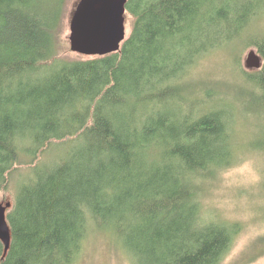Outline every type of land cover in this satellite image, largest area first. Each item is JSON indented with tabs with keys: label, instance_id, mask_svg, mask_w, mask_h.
Listing matches in <instances>:
<instances>
[{
	"label": "trees",
	"instance_id": "trees-1",
	"mask_svg": "<svg viewBox=\"0 0 264 264\" xmlns=\"http://www.w3.org/2000/svg\"><path fill=\"white\" fill-rule=\"evenodd\" d=\"M66 1L0 0V186L21 150L33 162L72 141L19 187L0 264H76L89 224L111 232L133 264H222L241 226L202 218L195 179L236 165L245 147L264 150V33L248 43L262 67L238 71L247 88H228L237 109L202 93L197 71L248 33L264 0H128L119 52L62 61ZM250 113L263 120L245 144L237 125Z\"/></svg>",
	"mask_w": 264,
	"mask_h": 264
},
{
	"label": "rangeland",
	"instance_id": "rangeland-1",
	"mask_svg": "<svg viewBox=\"0 0 264 264\" xmlns=\"http://www.w3.org/2000/svg\"><path fill=\"white\" fill-rule=\"evenodd\" d=\"M79 0H67L57 36V58L62 61L88 60L95 56L80 54L71 50L70 23ZM256 18L248 33L221 49L208 55L197 71L203 74L206 83L202 93L214 92L212 100L221 107L239 103L235 93L228 88L248 87L239 72L246 75L258 69L246 67V59L251 50L258 53L255 45H249L253 35L264 33V13ZM132 17L126 13V33H131ZM249 43V44H248ZM248 44L244 49L243 47ZM259 54V53H258ZM239 71V72H238ZM233 108L237 109L236 106ZM256 114H248V120L237 125L236 139L247 142L258 132L255 126L263 119ZM72 141L56 140L31 162L24 151H20V162L9 175V182L0 186V204L14 203L19 187L34 175L37 166L45 167L60 162L65 157ZM31 162V163H30ZM197 198L201 205L202 218L206 221L235 222L241 229L234 245L222 264H264V150L242 152L236 165L218 172L209 179H195ZM12 207V206H11ZM10 208H7V212ZM76 264H133L132 256L122 247L120 241L108 230L89 224L83 252Z\"/></svg>",
	"mask_w": 264,
	"mask_h": 264
},
{
	"label": "water",
	"instance_id": "water-1",
	"mask_svg": "<svg viewBox=\"0 0 264 264\" xmlns=\"http://www.w3.org/2000/svg\"><path fill=\"white\" fill-rule=\"evenodd\" d=\"M128 0H79L70 23L71 50L88 56H105L121 50L127 39L126 4ZM246 67L260 69L262 57L255 50L248 53ZM0 204V240L4 252L11 246L12 232L7 219V208Z\"/></svg>",
	"mask_w": 264,
	"mask_h": 264
},
{
	"label": "bare ground",
	"instance_id": "bare-ground-1",
	"mask_svg": "<svg viewBox=\"0 0 264 264\" xmlns=\"http://www.w3.org/2000/svg\"><path fill=\"white\" fill-rule=\"evenodd\" d=\"M6 214H7V211H6Z\"/></svg>",
	"mask_w": 264,
	"mask_h": 264
}]
</instances>
